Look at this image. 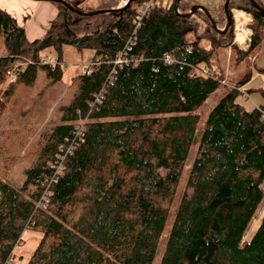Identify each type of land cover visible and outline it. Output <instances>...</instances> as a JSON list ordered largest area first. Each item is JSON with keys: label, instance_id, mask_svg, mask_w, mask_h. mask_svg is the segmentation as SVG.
I'll use <instances>...</instances> for the list:
<instances>
[{"label": "trees", "instance_id": "16d2710c", "mask_svg": "<svg viewBox=\"0 0 264 264\" xmlns=\"http://www.w3.org/2000/svg\"><path fill=\"white\" fill-rule=\"evenodd\" d=\"M65 1L98 11L120 0L91 9L81 7L85 0ZM147 1L132 0L120 14H81L54 2L57 15L35 40L0 8L7 52L0 56V118L15 86L34 84L38 69L62 77L65 46L94 53L22 186L0 177V264L10 263L28 230L40 237L25 264H153L194 145L160 264H264V216L243 242L264 199V89L263 103L250 111L237 102L250 72L225 92L201 132L197 113L224 81L213 70L222 52L251 55L264 39V16L250 0H230V25L219 32L203 11L187 15L194 4L181 0L178 8L155 3L138 26ZM225 2L208 9L219 30L228 21ZM235 8L252 17L247 50L235 41ZM49 49L54 65L41 63Z\"/></svg>", "mask_w": 264, "mask_h": 264}, {"label": "rangeland", "instance_id": "374dc122", "mask_svg": "<svg viewBox=\"0 0 264 264\" xmlns=\"http://www.w3.org/2000/svg\"><path fill=\"white\" fill-rule=\"evenodd\" d=\"M104 1L106 0H85L81 7L84 9L96 8ZM187 1L193 3L194 6H200L207 10L218 8L223 4V0ZM261 1L264 3V0ZM155 2L157 3V0ZM1 5L11 14L14 23L29 28L28 14L23 13V10H25L23 5L17 3L18 6L15 5L14 9L11 6L9 7V5H14L12 3ZM236 10L241 9H233L232 14ZM48 28L49 26L45 31ZM247 44H239L240 49L247 50L250 41H247ZM244 46H246L245 49ZM3 48L2 35H0V55H6L7 53ZM93 54L89 50L78 52L71 46H65L63 49V75L60 79L54 80L53 77L48 76L46 70L40 68L34 84L19 83L8 97L7 108L0 118V177L4 178L12 187L19 188L22 186L26 178V170L34 166L45 143V133L51 127L61 123V109L70 105L77 94V79L85 72V67L89 64ZM43 56L48 59L56 58V53L49 49ZM213 70L221 73L224 81L197 112L201 117V123L198 127L199 132L204 128L207 115L222 99L225 92L239 85L250 72L252 78L240 88L242 93L239 95L237 102L249 111L263 103L260 90L264 89V39L251 55L242 60H238L230 48L224 50L220 56V61L214 64ZM197 147L198 145H194L191 148L187 165L170 209L164 236L153 264H160L166 246L167 233L172 227L180 201L185 194L190 167L195 159ZM262 189L264 190V184ZM263 216L264 199L244 236L243 242L253 237ZM39 237L40 234L36 232L29 230L24 232L22 242L15 249V255L9 264H25L36 247Z\"/></svg>", "mask_w": 264, "mask_h": 264}, {"label": "crops", "instance_id": "0c3cea01", "mask_svg": "<svg viewBox=\"0 0 264 264\" xmlns=\"http://www.w3.org/2000/svg\"><path fill=\"white\" fill-rule=\"evenodd\" d=\"M7 3L8 4H10V3L14 4V5H9V7L11 6L13 9L17 3H18V5H23L25 7V10H23V13L26 12L28 14L29 28H26V27L21 26V25H18V26L25 29L26 35H27L29 40H35L37 38L42 37L47 32V31H45L47 26L50 27L53 19L55 18V16L57 15V12H58L57 5L52 1H46V0L45 1L44 0H0V8L7 11V9H5L1 5V4H7ZM18 5H16V6H18ZM2 43H3V47H4L3 38H2ZM246 45H248V44H246ZM243 48L245 49L246 46H244ZM3 49H5V47ZM5 51H6V49H5ZM0 56H4V55H0Z\"/></svg>", "mask_w": 264, "mask_h": 264}, {"label": "built area", "instance_id": "2783aa9c", "mask_svg": "<svg viewBox=\"0 0 264 264\" xmlns=\"http://www.w3.org/2000/svg\"><path fill=\"white\" fill-rule=\"evenodd\" d=\"M128 1L129 0H120V4H119V7L122 8V7H125L127 4H128ZM156 0H149L147 2H145L139 9V13L138 15L136 16V19H135V23L139 26L140 25V22L142 20V18L147 14V12L150 10V8L156 3L155 2ZM172 1L174 0H157V3L158 4H169L171 3ZM175 6L176 5V2H175ZM238 13H241L245 16V22H241L240 19L238 18ZM233 16H234V19H235V23H236V30H237V34L239 32V24L241 23V26L243 28H247L248 24L250 23L251 21V16L249 14H246L244 11H241V10H236V11H233ZM246 39L247 40H250L249 39V35L246 36ZM167 61H170V58L167 57ZM41 63L43 64H51V65H54L56 64V59L54 58H42L41 59ZM14 67H16L15 69L11 70V71H8V77H9V80L10 82H14L16 80V73H15V70L16 69H19L17 68V65H15ZM86 70L87 72H89V64L86 65ZM202 73H205V70H202ZM62 168V165L59 166V168ZM49 195V194H48ZM48 195H45L43 197V200L42 202H40V205H42L43 207H45L46 203H47V198H48Z\"/></svg>", "mask_w": 264, "mask_h": 264}, {"label": "water", "instance_id": "95a60500", "mask_svg": "<svg viewBox=\"0 0 264 264\" xmlns=\"http://www.w3.org/2000/svg\"><path fill=\"white\" fill-rule=\"evenodd\" d=\"M46 1H52V2H58V3H61L65 6H67L68 8L74 10V11H77L78 13H81V14H97V13H102V14H120L126 7H122V8H112V9H109V10H98V11H91V12H87V11H81V10H76L74 7H72L70 4H68L65 0H46ZM132 0H129L127 6L131 3ZM176 1V5L178 7L179 3L181 2V0H175ZM229 2L230 0H226L225 2V11L227 13V25L225 27V29L223 30H219L216 26V23L215 21L212 19L211 17V14L210 12L205 9V8H202L200 6H193L192 10L187 14V15H190L192 13H194L196 10H201L203 11L211 20H212V24H213V27L219 31V32H225L229 25H230V16L228 14V6H229ZM250 2L260 11V13L264 16V9H262L257 3L255 0H250Z\"/></svg>", "mask_w": 264, "mask_h": 264}, {"label": "bare ground", "instance_id": "6f19581e", "mask_svg": "<svg viewBox=\"0 0 264 264\" xmlns=\"http://www.w3.org/2000/svg\"><path fill=\"white\" fill-rule=\"evenodd\" d=\"M238 18L240 19L241 22H245V16L241 13H238ZM239 34H238V39L242 42H245L246 34L247 31L241 26V23L239 24Z\"/></svg>", "mask_w": 264, "mask_h": 264}]
</instances>
